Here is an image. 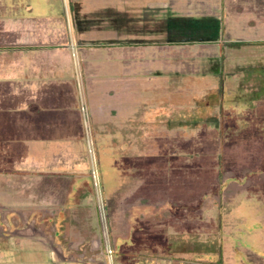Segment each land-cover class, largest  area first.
<instances>
[{"label": "rangeland", "instance_id": "374dc122", "mask_svg": "<svg viewBox=\"0 0 264 264\" xmlns=\"http://www.w3.org/2000/svg\"><path fill=\"white\" fill-rule=\"evenodd\" d=\"M53 1L0 45V264H264V0Z\"/></svg>", "mask_w": 264, "mask_h": 264}, {"label": "crops", "instance_id": "0c3cea01", "mask_svg": "<svg viewBox=\"0 0 264 264\" xmlns=\"http://www.w3.org/2000/svg\"><path fill=\"white\" fill-rule=\"evenodd\" d=\"M58 1H59V6L58 7L61 6L64 9V7L62 5V0H58ZM32 2H33V5L34 6H32ZM32 2L29 0V1L26 2L27 4H24V5H25L26 9H28L27 11L30 14H34L35 16H38L37 18L35 17V20H33V22L36 23V26H35L34 23L33 24L32 23H29V21H27L24 18H22V20H20L21 21L20 22L21 24L25 22L24 25H21V24L18 25V22H17V20L15 21V18L14 19H8V20H5L4 18H2L0 20V45H7V46H9V45H13V46H31V45H34V44H28V43H21V44L18 45V43L16 44V42H19L21 38H24L25 37V33L27 32V29L28 28H30V30H32L33 33H37L38 30H39V27H38L39 22H43L44 21V23H46L47 26H44L43 24L40 23L41 24V28L44 29V28L47 27V30L49 29V25L48 24H51L52 26L54 25V24H52V22L49 19H47L45 17L46 16L45 15L46 13L42 11V9H41L40 6H38L39 4H36V6H35V3L37 2V0H32ZM41 2H43V4H44L45 7L46 6L49 7L50 5H55L54 1L52 2V0H41ZM72 5L74 6V8H78L77 6L79 5V3L77 2V0H73ZM37 7H40L39 8L40 9V12H41L40 16L43 15L45 18L43 17V19H41L39 17V12L36 10ZM34 8H35V10H34ZM49 12L50 11H48L47 14H50L49 16H51L53 13H49ZM77 12L78 11L73 12V13L75 14ZM47 20L50 21V22L48 23ZM19 27H23V28H19ZM19 33H21L23 35H18ZM9 39H12L13 41L12 40L9 41ZM8 75L10 77V75H13V74L12 73H8ZM40 235L43 236V231H41ZM47 236H49V235H47ZM80 244H83V242L82 243H79V245ZM74 249H78V248H74ZM93 250H95V249H93ZM86 253H87V251L81 253L80 255H78L80 258H82V261H81V262H83L82 264H87L84 261V257L86 255ZM64 259H66V258H64ZM69 260L71 262H73V263H76L77 262L73 258L72 259H69ZM90 264H96V258L95 257L90 259Z\"/></svg>", "mask_w": 264, "mask_h": 264}, {"label": "trees", "instance_id": "16d2710c", "mask_svg": "<svg viewBox=\"0 0 264 264\" xmlns=\"http://www.w3.org/2000/svg\"><path fill=\"white\" fill-rule=\"evenodd\" d=\"M69 2H70V5H71V8H70V9H72V12L79 11V5L77 6L78 8H74V6L72 5L73 0H69ZM122 18L125 19L126 16H124V14H123V15L121 16V19H120L121 21H123ZM120 28H121V27H120ZM215 54H216V53H215ZM216 63H217V62H216ZM212 71L219 75V78H220V86H221V90H222V69H221V67H219L218 63H217V64H213ZM174 119H175V118H170V121H172V120H174ZM168 121H169V120H168ZM178 123H179V122H175L174 125H177ZM174 125H173V126H174ZM173 126H171V127H173ZM239 193H240V191H239V192H236V191H235V193H233V195L230 196V198H227V199H225V200H226L227 202H230V200H231L232 198H234L235 196H237Z\"/></svg>", "mask_w": 264, "mask_h": 264}, {"label": "built area", "instance_id": "2783aa9c", "mask_svg": "<svg viewBox=\"0 0 264 264\" xmlns=\"http://www.w3.org/2000/svg\"><path fill=\"white\" fill-rule=\"evenodd\" d=\"M110 254V253H109Z\"/></svg>", "mask_w": 264, "mask_h": 264}]
</instances>
